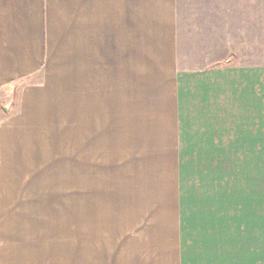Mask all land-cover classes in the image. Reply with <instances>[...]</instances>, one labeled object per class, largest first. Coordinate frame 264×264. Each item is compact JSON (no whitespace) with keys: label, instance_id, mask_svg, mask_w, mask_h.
Here are the masks:
<instances>
[{"label":"crops","instance_id":"crops-1","mask_svg":"<svg viewBox=\"0 0 264 264\" xmlns=\"http://www.w3.org/2000/svg\"><path fill=\"white\" fill-rule=\"evenodd\" d=\"M263 31L264 0H0V264H264L255 176L197 173L208 187L187 192L184 171L256 162L228 155L264 150V68L143 75L144 53ZM67 82L58 147L45 117ZM57 148L70 188H46Z\"/></svg>","mask_w":264,"mask_h":264},{"label":"rangeland","instance_id":"rangeland-1","mask_svg":"<svg viewBox=\"0 0 264 264\" xmlns=\"http://www.w3.org/2000/svg\"><path fill=\"white\" fill-rule=\"evenodd\" d=\"M260 8L261 6H256ZM264 32V31H263ZM201 43H207L205 52H192V53H144L143 54V75L144 77L151 76V73H155L159 71V74L165 73L167 71L172 70L174 67L178 68H205V67H215L218 65L230 66L231 64H235L238 66H246V67H254V68H264V35L261 36H238V37H217V38H199ZM16 92V91H15ZM54 92L58 96V100L50 101L49 104H53L55 114L54 116L48 115L45 117L46 125L50 128H54V131L47 132L50 140H56L55 145L60 146L63 143L70 141V101L66 99L67 93L69 96L70 93V84H55ZM17 98V92L15 93L13 100L11 101L12 105ZM113 102V101H112ZM7 107V106H6ZM54 112V111H53ZM40 122L43 123L44 118H39ZM81 121L85 120V117L80 118ZM235 121L234 124L235 125ZM224 126L226 122L223 123ZM237 125V124H236ZM230 126V125H229ZM225 136V135H224ZM62 141V142H61ZM66 141V142H64ZM230 141H226V147L229 146ZM231 145L234 142L230 143ZM236 144V143H235ZM230 148H233L230 146ZM254 150L251 152L245 150H236L229 151V160H252L256 161L255 163H246L239 165H235L236 163L225 164V165H187L184 166V171L186 174V178H190L191 180H186L187 189L190 187L193 188H205L208 187V183H210L207 179L202 180H192L194 176L199 177V174L202 173L201 176L204 177L206 174H211L214 172H224L225 174L229 172L231 169L236 174L240 175V179L242 176H255L254 178V186L255 191H253V196L255 198H261L262 193L264 195V150L262 148ZM54 153V157L57 156L64 161L63 169L60 173L56 175H48V180L46 181V188H70L71 180L70 174L67 172L69 170V165L66 162H70V155L63 157L58 156L60 152H66L64 149H52ZM70 152V150H69ZM233 153V154H231ZM260 154V156H259ZM53 157V159H54ZM217 167V168H216ZM216 168V169H215ZM204 173V174H203ZM208 176V175H207ZM64 177V178H63ZM117 177V175H116ZM58 178V179H57ZM116 181H113L114 184ZM82 183V181H80ZM102 182L96 181V187H103ZM107 183V182H106ZM241 184L242 182L239 180L238 182ZM84 184V182H83ZM111 186V182L107 183ZM107 185V187H108ZM42 186V182H41ZM253 186V187H254ZM252 187V188H253ZM207 189V188H206ZM204 190V189H203ZM190 191L189 189L187 192ZM192 192V191H191ZM206 192L203 193V195ZM252 195V194H251ZM260 195V196H259ZM253 197V198H254ZM245 209L242 208V204L239 205V215L244 217ZM246 214V213H245Z\"/></svg>","mask_w":264,"mask_h":264},{"label":"water","instance_id":"water-1","mask_svg":"<svg viewBox=\"0 0 264 264\" xmlns=\"http://www.w3.org/2000/svg\"><path fill=\"white\" fill-rule=\"evenodd\" d=\"M11 107V105H9V106H7L6 108H5V111H8V109Z\"/></svg>","mask_w":264,"mask_h":264}]
</instances>
